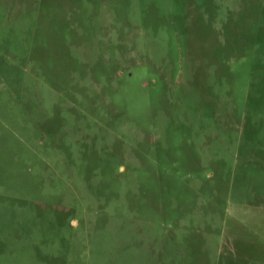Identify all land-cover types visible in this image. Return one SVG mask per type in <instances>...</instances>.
<instances>
[{
	"label": "rangeland",
	"instance_id": "rangeland-1",
	"mask_svg": "<svg viewBox=\"0 0 264 264\" xmlns=\"http://www.w3.org/2000/svg\"><path fill=\"white\" fill-rule=\"evenodd\" d=\"M0 264H264V0H0Z\"/></svg>",
	"mask_w": 264,
	"mask_h": 264
}]
</instances>
